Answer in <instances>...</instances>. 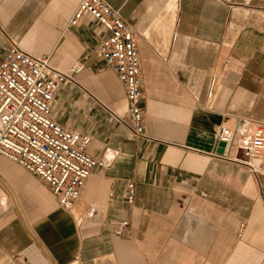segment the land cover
Here are the masks:
<instances>
[{"label":"crops","instance_id":"1","mask_svg":"<svg viewBox=\"0 0 264 264\" xmlns=\"http://www.w3.org/2000/svg\"><path fill=\"white\" fill-rule=\"evenodd\" d=\"M104 1L138 43L144 138L95 52L110 33L89 14L70 25L82 0H0V64L12 42L60 72L82 64L52 116L108 164L66 210L0 155V264H264V177L239 146L264 124V0ZM221 127L235 132L223 155ZM250 161L263 168L264 152Z\"/></svg>","mask_w":264,"mask_h":264},{"label":"built area","instance_id":"2","mask_svg":"<svg viewBox=\"0 0 264 264\" xmlns=\"http://www.w3.org/2000/svg\"><path fill=\"white\" fill-rule=\"evenodd\" d=\"M85 14L99 21L110 33L95 52L118 75L129 102L132 130L139 138H144L142 64L135 34L120 13L104 0H82L70 25L78 26ZM83 68L78 63L71 72H60L53 68L50 58H36L24 52L16 42H12L0 64V155L45 182L66 210L72 209L80 198L95 168L108 165L89 154L90 136L65 128L52 116L55 93L62 83L71 80ZM216 135L219 143L226 144V149L233 144V130L221 127ZM239 146L253 172L264 177V167L256 169L250 161L264 152V124L257 125L251 137ZM126 199L133 203L134 183L128 184ZM128 227V221L119 222L115 234L123 235Z\"/></svg>","mask_w":264,"mask_h":264},{"label":"water","instance_id":"3","mask_svg":"<svg viewBox=\"0 0 264 264\" xmlns=\"http://www.w3.org/2000/svg\"><path fill=\"white\" fill-rule=\"evenodd\" d=\"M225 149H226V144L223 143V142H220L219 145H218L217 153L219 155H223L225 153Z\"/></svg>","mask_w":264,"mask_h":264}]
</instances>
